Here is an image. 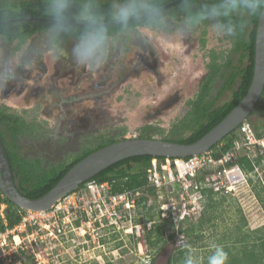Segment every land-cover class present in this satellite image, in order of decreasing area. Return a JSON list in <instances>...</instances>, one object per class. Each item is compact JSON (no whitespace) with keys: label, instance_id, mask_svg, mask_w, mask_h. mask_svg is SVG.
I'll return each mask as SVG.
<instances>
[{"label":"rangeland","instance_id":"rangeland-1","mask_svg":"<svg viewBox=\"0 0 264 264\" xmlns=\"http://www.w3.org/2000/svg\"><path fill=\"white\" fill-rule=\"evenodd\" d=\"M18 1L0 0V3L14 4ZM167 19L168 27L143 33L151 45L145 46L140 54L138 42L141 41L136 39L139 37L131 34L114 37L105 62L95 69L77 66L69 55L60 60L51 59L44 44V32L29 37L27 44L16 52L17 58L40 53L36 56L43 57L40 75L43 82L36 78L38 71L32 68L33 71L26 73L29 76L21 75V79H30L31 84L37 85L33 86L35 90L26 84L23 94L15 96L10 92L9 96V91L0 86V104L9 103L5 97H11V102L18 104L16 112L23 116L25 94L31 100L27 110L37 104V112L27 120L31 122L32 118L39 127L22 135L20 151L26 156L41 157L43 165H48L70 159L84 147L93 145L95 139L102 135H117L125 129V137L136 136L145 123L163 128L162 137L188 135L192 128L182 123L191 111L186 100L197 85L195 77L206 69L209 55L226 50L230 42L229 38H217L208 26H201L195 33L181 37L175 30L177 20L168 16ZM202 38L205 43L201 42ZM14 44L15 41L9 46ZM66 47L70 48V44ZM146 49L152 55L157 53V69L152 68V63L143 65ZM239 56L240 53H234L235 58ZM136 64L139 66L131 69ZM127 84L129 88V84L133 85L132 90L139 91L124 93L122 87ZM121 92L123 97L119 100ZM230 97L229 91L224 92L217 103ZM248 121L259 128L264 126V95ZM154 135L161 138L160 134ZM250 155L255 157L257 152ZM139 167L134 164L133 170ZM226 168H232L228 171L229 179L224 173L219 175L217 170H202L194 177L196 179L205 171L206 175L213 173L214 179L209 177L206 186L217 191V200L225 196L221 204H217V218L204 224L199 236L188 237L176 226L173 229L176 234L172 229L167 232L174 234L172 239L166 233L155 246L149 245L142 237L153 222H159L161 218L170 217L175 224L180 222L179 214L173 213L180 211L183 205L178 191L168 194L162 186L156 189L155 194L139 190L138 196L145 195V201L138 202L136 197L134 206L122 205L116 211L108 205L105 207L90 192L83 198L71 194L69 198L61 199L60 209L55 206L51 210L57 208L54 214L58 221L69 219L74 229L51 240L44 236V227L38 224L8 229L9 232L0 237V264H152L154 257L170 253L179 246L181 248L184 243L190 248L188 260L191 261L195 255L197 264H202L219 235L232 228V222L241 216L249 228L264 224V209L254 190L264 187V160L261 158L260 164L250 173L239 170L235 164L226 165ZM226 184L232 186L231 191H224L223 185ZM205 200L198 187L187 195L184 193V202L193 209L180 225L181 229L197 221ZM164 203L169 204L165 217L161 215L162 207L166 206ZM1 208L0 205V211ZM157 211L160 212L159 217ZM53 219L40 218L47 223ZM41 234L42 238L39 237Z\"/></svg>","mask_w":264,"mask_h":264},{"label":"trees","instance_id":"trees-1","mask_svg":"<svg viewBox=\"0 0 264 264\" xmlns=\"http://www.w3.org/2000/svg\"><path fill=\"white\" fill-rule=\"evenodd\" d=\"M106 3L107 0H104ZM167 16L170 19L178 20L181 18L179 13L180 0H162ZM202 3L203 0H198ZM42 0H19L17 3H0V35L7 40H16L18 45L16 49L20 48V44L25 43L29 37L34 34H41L45 23V17L42 15ZM258 18H253L248 22L246 33L237 40H231L229 53H240L239 66L237 70L232 71L231 77L226 79L218 95L211 99L208 95L213 83L216 79H220V73L224 67V63H218L217 54L211 53V63H209V72L204 78L200 91L197 97L188 101L191 111L182 123L187 127H191V131L186 136L168 137L161 136L164 129L160 126L145 123L140 129L137 137H155L154 134H160L161 139L189 143L197 140L212 127H214L220 120H222L231 109L242 99L246 94L253 76L254 70V50H255V34ZM205 43V39H201ZM232 58L228 60L232 62ZM222 78V77H221ZM238 78L237 84L232 87L234 80ZM232 88V94L229 100L223 103H217L221 93ZM264 95V91L262 96ZM210 97V98H209ZM25 111V110H24ZM254 111L250 114V116ZM249 116V117H250ZM248 117V118H249ZM247 122L251 123L250 121ZM29 122L23 115L16 112L6 104H0V136L6 147L11 168L13 171L16 185L20 192L29 198H37L50 190L56 182L79 160L90 154L91 152L113 143L117 140L124 139L125 129L120 131L117 135L102 136L95 139V143L87 146L82 152L72 156L68 160L59 163H50L43 165L42 158L36 156H26L20 151L21 137L25 133H31L39 127L34 121ZM255 130L259 126L251 123ZM238 136V128L229 132L223 137L221 141L213 145L209 151L218 157L233 146L235 138ZM157 138V137H156ZM220 148L217 150V148ZM189 156L177 157V159L188 158ZM262 155H257L254 160H251L246 155L240 154L235 160L228 163L236 164L241 170L246 173L254 171V166L258 165ZM163 160L166 157L153 155H138L122 159L104 170L95 174L92 178L97 182L108 181L110 183V192L121 193L125 191H135L137 189L155 194L156 187L148 185L147 168L152 159ZM134 164L140 167L134 171ZM207 171L200 176L197 175L195 181L199 185V190L202 197H205L200 216L197 217L196 222H191L183 229L180 225L187 219L186 217L175 224L170 217L161 218L159 222H153L152 226L147 229L142 237L149 245H157L161 242L170 229L178 227L179 232L192 237L194 234L199 236V233L204 224L211 223L217 218L216 207L221 204L224 197L216 199L217 191L205 185V175ZM88 181V180H87ZM86 181V182H87ZM86 182L79 185L81 188ZM76 189V190H77ZM74 190V191H76ZM256 195L260 199L261 205L264 209V187L254 188ZM73 191V192H74ZM72 193V192H71ZM69 193V194H71ZM138 202L145 201V195L137 196ZM218 204V205H217ZM0 232L7 229H12L21 221L19 210L21 209L5 197L0 190ZM239 211L240 208L238 207ZM160 212L157 211V217ZM152 219V217H150ZM154 221V220H152ZM78 223V222H76ZM173 232L176 231L173 230ZM173 233H167V236L172 239ZM166 236V237H167ZM195 237V236H194ZM220 247L227 253V259L224 264H264V224L255 228H247L246 220L243 216L240 217L239 222L235 223L230 231L224 232L217 238L215 246L208 250L209 255L202 264H212V258L216 249ZM189 246L186 243L182 247H177L170 257L168 264H185L188 260ZM220 259V258H217Z\"/></svg>","mask_w":264,"mask_h":264},{"label":"clouds","instance_id":"clouds-1","mask_svg":"<svg viewBox=\"0 0 264 264\" xmlns=\"http://www.w3.org/2000/svg\"><path fill=\"white\" fill-rule=\"evenodd\" d=\"M42 5L47 54L53 60L69 55L88 69L103 65L117 35L142 38L148 30L169 26L162 0H42ZM179 13L175 30L181 37L208 26L217 38L237 40L251 19H264V0H180ZM11 78L10 71L0 70V86ZM226 259L227 253L218 247L212 264ZM185 264H197L195 255Z\"/></svg>","mask_w":264,"mask_h":264},{"label":"water","instance_id":"water-1","mask_svg":"<svg viewBox=\"0 0 264 264\" xmlns=\"http://www.w3.org/2000/svg\"><path fill=\"white\" fill-rule=\"evenodd\" d=\"M264 91V19L258 18L255 34L254 70L250 86L242 99L214 127L193 142L181 143L156 137H125L103 146L74 164L46 193L29 198L19 191L8 153L0 136V190L18 207L29 211H46L76 190L80 184L112 164L132 156L153 155L184 157L210 150L225 135L235 130L255 110ZM165 249V248H164ZM170 253H161L153 264H168Z\"/></svg>","mask_w":264,"mask_h":264},{"label":"built area","instance_id":"built-area-1","mask_svg":"<svg viewBox=\"0 0 264 264\" xmlns=\"http://www.w3.org/2000/svg\"><path fill=\"white\" fill-rule=\"evenodd\" d=\"M238 136L235 138L233 142V146L222 153L220 156L216 157L213 155L211 151H207L198 155H192L188 158H171L166 157L163 160L159 159H152L150 165L147 168V179H148V185L154 186L157 188H160L162 186L165 187L166 193L173 194V193H179L181 200H183V205L181 210L177 212L173 211V213L179 214V219L185 218L187 215L190 214L193 207H189L184 202V193L187 195L190 190L193 188H197L199 190V185L195 181L194 177L199 171L207 170V171H218V174H226L227 179L228 177V171H230L232 168L227 169L226 165L228 163L232 162L240 156V154L246 155L251 160H254L255 157L251 156V152H257V155H262V159L264 160V128L260 130H255L253 126L247 122L244 121L241 123L238 127ZM241 150L243 153H241ZM213 173L205 175V185L207 184V181H209V177H212ZM210 175V176H209ZM211 179H214L213 177ZM110 183L108 181L104 182H97L94 179H89L81 188L77 189L76 191L72 192L71 194H77L79 198H83V195L87 192L92 193V196L96 199H98L105 207L110 206L112 211H116L120 208H122V205H126L127 207L134 206L136 197L140 194V189H137L133 192L131 191H125L121 193H111L110 192ZM224 191L228 192L231 191V185H223ZM217 187H215L216 189ZM71 194H68L67 196L63 197V199L69 198ZM157 197H160V195L157 193ZM61 202L58 201L53 207L59 206L58 204ZM163 206V212L161 215L165 217L167 214V211L165 209H168V203H164ZM52 207V208H53ZM57 208L46 211H29L25 209H20L19 213L21 215V221L18 225L14 226L13 229L19 227H26L27 225L32 224H38L41 227H44V236L51 240L58 238L59 236L64 235L67 231H70L73 228L72 223L69 221V219H62L58 221L56 214H54V211L57 210ZM39 215H41L42 218L49 220V217H54V221L47 223L42 222L40 220ZM174 217H177L174 216ZM71 223V224H70ZM70 226L68 230H66V227ZM11 229V230H13ZM9 230H5L3 232H0V237L4 236V234H7ZM40 238L43 237L41 234L39 236ZM2 243H4L2 241Z\"/></svg>","mask_w":264,"mask_h":264},{"label":"flooded vegetation","instance_id":"flooded-vegetation-1","mask_svg":"<svg viewBox=\"0 0 264 264\" xmlns=\"http://www.w3.org/2000/svg\"><path fill=\"white\" fill-rule=\"evenodd\" d=\"M175 20V19H174ZM137 41H141V43L138 42V47H139V54L142 52L141 50L145 49V46H147L144 37L142 36L139 38H136ZM15 41V44L13 45V47H10L9 44L13 43ZM25 44H27V41L23 44H20V48L16 49V46L18 45V42L16 40H12L9 41L7 40L4 36L0 35V45H2V48H0V70L2 71H10L12 74V78L7 80L6 83H4L1 86L6 88V91H9V96H10V92H14L15 96H20L21 94H23L25 89V86L27 85H31V89H34L33 86L37 87V85L35 84H31V80L30 79H26L23 78L21 79V75L22 76H29L26 73H29V71H33L31 70L32 68H35L34 71H38L36 78L37 79H41V82H43V78L40 76L41 72L43 71V57L42 55H38V57L36 56V54L38 52H35L26 57H22L19 56V58H17V54L16 52L20 49H22V46H24ZM8 46V47H5ZM146 53L144 54L145 58H146V62L143 61V65L144 64H148L152 63V68L154 67L155 69L158 68V65H156V59L155 56L150 54V52L146 49L145 50ZM40 54V53H38ZM137 55L140 57V55ZM28 57V58H27ZM37 57V58H34ZM31 64V66H29ZM142 62L139 63V65H141ZM138 64L134 65V67H131V69L134 68V70L136 69L137 66H139ZM27 71L24 73V71ZM128 74V73H127ZM125 74V75H127ZM123 75V76H125ZM40 76V77H39ZM122 76V75H121ZM36 79V80H37ZM35 80V81H36ZM33 82V80H32ZM34 83V82H33ZM27 84V85H26ZM35 90V89H34ZM33 94V93H32ZM26 95V94H25ZM25 103V101L23 102V104ZM14 104V103H13ZM16 106V104H15ZM13 108V107H11Z\"/></svg>","mask_w":264,"mask_h":264},{"label":"crops","instance_id":"crops-1","mask_svg":"<svg viewBox=\"0 0 264 264\" xmlns=\"http://www.w3.org/2000/svg\"><path fill=\"white\" fill-rule=\"evenodd\" d=\"M144 37V36H143ZM144 39H145V42H146V44H147V46H148V44L149 45H151L150 44V42H149V40L146 38V37H144ZM230 47H231V45L229 46V48H227L226 50H221V51H217V52H215L214 54H217V55H219V56H217L216 58H217V62L219 63H224V67L222 68V70H221V73H220V79L218 78V79H216V81L213 83V85H212V88L210 89V91H209V96L211 97V99H213V98H215L217 95H218V92H219V89L221 88V86L223 85V83L225 82V80L226 79H229L230 77H231V73H232V71H234V70H237L236 68L239 66V61H238V59L239 58H235L234 57V54H231V56H230V53H229V49H230ZM154 56H155V58L157 59V61H158V57H157V53L155 52V54H153ZM211 55V54H210ZM209 55V56H210ZM229 58H235L236 60H232V62H230L228 59ZM157 61H156V63H157ZM209 63H211V56L209 57V62H207V66H206V69L203 71V72H201L199 75H197L195 78L197 79V85H196V87L194 88V90L189 94V98H187V100H186V102L188 103V101L190 100V99H192V98H195V97H197L198 96V94H199V91H200V86L202 85V83H203V80H204V78L207 76V74H208V72H209ZM29 66H31V64L29 65ZM40 77V76H39ZM222 77V78H221ZM41 79L39 78V81H40ZM237 82H238V78H236L235 80H234V83L232 84V87H234L236 84H237ZM131 87L129 88L128 87V84L127 85H125V86H123L122 87V89H123V91H124V93H128L129 91H139V90H132V87H133V85L132 84H129ZM184 85V84H183ZM24 90V89H23ZM25 91V90H24ZM227 91H229L231 94H232V88H228V89H226V90H224L222 93H221V95L224 93V92H227ZM221 95H220V97H221ZM31 96V95H30ZM29 96V97H30ZM32 97V96H31ZM122 97H123V92H121V95H120V98H119V100L120 99H122ZM209 97V98H210ZM219 97V98H220ZM9 98V97H8ZM218 98V99H219ZM230 99V98H229ZM228 99V100H229ZM9 101V103L8 102H6L5 104L6 105H8V106H10V107H13L12 109H14L15 111L17 110V105L15 106V104H13V102H11V97L9 98V99H7V97H5V101ZM24 100H26L25 101V103L23 104V107L25 108V109H23V112H24V117L27 119V117L28 116H30V117H32V114L34 113H36L37 112V104H34L33 106H35V107H33V109H31V110H27V104H30L31 103V100H29L28 99V96L27 95H25L24 96ZM221 103H223V102H221ZM3 104V103H2ZM32 106V105H31ZM16 108V109H15ZM25 110V111H24ZM29 111V112H28ZM34 111V112H33ZM27 113H28V115H27ZM20 114V113H19ZM34 118V117H33ZM31 120H33L32 118H31ZM35 123V122H34ZM251 124V123H250ZM264 128V126L262 127V128H258V130H260V129H263ZM85 148V147H84ZM83 148V149H84ZM83 151V150H82ZM82 151H80V152H82ZM79 152V153H80ZM262 158V157H261ZM42 163H43V160H42ZM259 164H260V162H259ZM255 167H256V165L254 166V169H255ZM239 222V219L238 220H236V221H234V222H232L233 223V226H234V224L235 223H238ZM246 227H247V224H246ZM247 228H249V227H247ZM232 229V228H227V230L228 231H230V230ZM250 229H252V228H250ZM201 232V231H200ZM196 236V235H195ZM175 251V248H174V250H173V252ZM173 252H172V254H173ZM171 254V255H172ZM155 258V257H154ZM170 260V259H169ZM153 262H154V259H153ZM153 262H152V264H153Z\"/></svg>","mask_w":264,"mask_h":264}]
</instances>
